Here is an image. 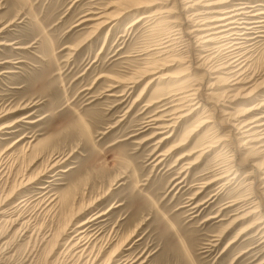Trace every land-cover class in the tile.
<instances>
[{
  "label": "rangeland",
  "instance_id": "1",
  "mask_svg": "<svg viewBox=\"0 0 264 264\" xmlns=\"http://www.w3.org/2000/svg\"><path fill=\"white\" fill-rule=\"evenodd\" d=\"M170 1L165 7L176 0ZM128 4L127 0H0V160L6 167L0 174V210L8 212L0 214V264H118L127 257L133 264L261 263V234L256 229L241 233L254 218L232 224L236 206L223 207L257 190L247 185L254 176L247 180L244 175L253 170L252 164L264 165V153L250 157L249 150L241 148L236 154L232 144L179 161V155L197 146L207 130V139L215 129L218 135L226 131V125L213 118L187 137L204 116L203 106L162 134L145 126L152 114H166L157 110L169 100L148 105L167 93L182 66H161L158 74L129 87L134 71L145 65L146 51L170 30L164 23H135L142 15L136 10L117 14ZM107 6L118 17L111 24L94 31L93 21L82 22ZM181 10L176 8L175 15ZM192 11L182 10L181 21ZM175 33L174 53L186 58L187 37ZM257 40L250 52V72L264 79V37ZM167 73L171 76L158 78L143 91L151 77ZM211 80L206 77L205 84ZM231 99L220 100L221 106L237 113L239 107L264 100V88L257 96ZM171 104L160 109L170 110ZM169 133L171 137L154 150L156 141ZM182 142L181 148L169 152ZM55 161L58 164L47 171ZM191 161L196 164L188 167ZM228 163L239 168L235 180L224 188L221 181L207 185ZM28 179L34 182L22 186ZM44 196L50 199L37 207ZM98 215L88 225L91 242L79 259L69 242H76L79 223Z\"/></svg>",
  "mask_w": 264,
  "mask_h": 264
},
{
  "label": "bare ground",
  "instance_id": "2",
  "mask_svg": "<svg viewBox=\"0 0 264 264\" xmlns=\"http://www.w3.org/2000/svg\"><path fill=\"white\" fill-rule=\"evenodd\" d=\"M127 1L129 4L125 7H120L117 14L122 15L136 10L137 12H142V15L138 17L135 23L142 21L152 22V24L164 23L170 30L168 36L166 33H163L166 37L164 39H160V42H158L154 47L148 46L149 50L146 51L148 52V57L145 58V65L134 71V76L131 77L129 82H127L129 87L140 83L149 74H158V72L162 71L161 66L164 68L176 64L178 66H182V69L179 72L177 71V80L171 84L167 93L155 96L148 105L151 106L156 103L158 104L159 102L167 99L172 103L170 105L172 106V109L168 110L169 106L160 109V107L167 105L169 101L167 103H162L157 111H166V114H164V112L159 115L152 114L147 120L148 122L145 126H147V128H157V134H162L165 130H167V128L174 126L176 122H180L183 119L190 117L192 114L198 112V108L200 106H203L206 113L204 112V116H201L198 119V124L196 125L197 127L189 131L187 137L195 135L197 132L202 130L203 127L209 125L213 118L220 126L223 127L226 125V131H224L223 135H218V129H215L216 131L214 132L212 138L208 137L209 139H207V130L204 134H202V138L199 139V144L197 146H194L189 152L179 155V161L194 154H197V158H199L218 147H221V150L227 149L230 147L228 145L232 144H234V147H230V149L232 148L236 154H240L241 148L248 149V155L250 157H253L255 154L264 153V113L261 114V112L264 111V100L260 99L250 107H239L237 109V113L224 111L220 103V100L226 97H232V102L235 100L233 97L257 96L258 93L261 92V89L264 88V79L261 76H258L256 72H250L252 64V55L250 52L259 41L257 39L264 37V0H176L171 7H165L171 2L170 0ZM159 3L163 6L156 10H151L152 6ZM109 7L110 6H107L106 9L103 8V10L94 12L93 14H95V17L85 18L82 22L93 21L92 28L94 31L111 24L118 17H115V15L113 16L111 12H108ZM176 8L178 10L186 9L187 12L191 10L193 11L192 13L190 12V16H185L186 20L181 21V15H183V12L181 10L180 14L175 15ZM187 20H190L191 23H186ZM175 30L177 31L175 34L182 32L183 35L179 34L180 37H187L185 43L189 48L188 52L190 54L187 55L186 58L182 55L181 57L180 55L174 53L176 51L175 45L178 38V36L172 34ZM146 49L148 48L146 47ZM195 50H198V52L199 50H202V54L200 53L201 55H198V53L194 52ZM196 71L202 73L199 75ZM170 76L171 75L167 73L151 77L146 82L143 91L151 86V84H153V82H155L158 78L162 80ZM209 76L213 82L206 85L205 79L206 77L209 78ZM218 85L223 88L222 91L219 90L220 92H214L211 90L216 88ZM246 90L250 91L246 92ZM203 97H205L204 101ZM197 98L200 99L195 103L193 102L194 104L191 103V101ZM258 111H260L259 115ZM166 115H171V117L164 119L163 117ZM216 116L217 118L215 119ZM163 120L167 121V123H164ZM14 124L4 126L12 127ZM153 136L154 135H151L148 139L153 138ZM170 137L171 133L166 134L157 140L154 150L158 145L162 144ZM184 144L185 142L174 145L169 152L172 150H178ZM162 154L163 153L160 155ZM218 155H220V153ZM234 158L233 161L236 160ZM248 161L249 160L246 161L247 164L249 163ZM0 162V174L3 172L5 173L6 167H3L4 164L1 160ZM230 162L232 161L230 160ZM187 163L189 164L188 167L196 164V162L192 161ZM57 164L58 161L51 163L48 169L46 168L47 171L53 169ZM262 164L263 163L252 164L253 170L247 171L244 175L247 180L251 178V176H254L253 180L247 182V185L251 188L255 187L257 190L251 191L252 193L250 196H238L232 199L228 205H225L223 208L236 206L232 209L233 213H231V215H235L232 220V224H236L244 219L253 217V221L247 224L244 229H242L241 233H247L256 229L259 231L258 234H261V242L264 243V165L262 166ZM235 165L236 164H229L225 168L222 167V170L219 168L217 170L218 172H216V177L212 181L208 182L207 185H210L213 182L221 181L220 186H222L221 188H224L227 184H230L238 175L239 168L236 169ZM31 179H28L22 186L25 187V185L32 184L34 181ZM255 179L258 180V183H256ZM46 197L47 196L40 198L36 203V206L42 208L44 203L50 199V197ZM24 201L26 200H23V202ZM49 205L50 204L48 203L45 208ZM0 211V214L7 212L5 208ZM99 216L100 215L82 221L76 226L77 228L75 231L77 233L73 238L76 242L73 244L69 242V249L76 251L75 255H77L79 259L85 256L89 247L87 244H89V241L91 242L92 237H89L86 234L88 225ZM231 242L233 243V241ZM97 257L98 254L95 255L94 260H96ZM115 259L118 260L120 258ZM133 262L132 258L129 259L127 257L118 264H133ZM258 264H264V260Z\"/></svg>",
  "mask_w": 264,
  "mask_h": 264
}]
</instances>
